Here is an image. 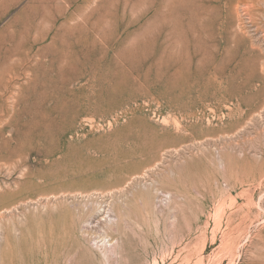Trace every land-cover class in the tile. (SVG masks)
<instances>
[{
  "label": "rangeland",
  "instance_id": "374dc122",
  "mask_svg": "<svg viewBox=\"0 0 264 264\" xmlns=\"http://www.w3.org/2000/svg\"><path fill=\"white\" fill-rule=\"evenodd\" d=\"M0 264H264V0H0Z\"/></svg>",
  "mask_w": 264,
  "mask_h": 264
}]
</instances>
